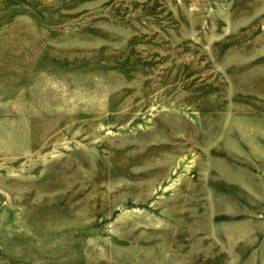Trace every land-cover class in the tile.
I'll return each mask as SVG.
<instances>
[{
  "label": "rangeland",
  "instance_id": "rangeland-1",
  "mask_svg": "<svg viewBox=\"0 0 264 264\" xmlns=\"http://www.w3.org/2000/svg\"><path fill=\"white\" fill-rule=\"evenodd\" d=\"M0 264H264V0H0Z\"/></svg>",
  "mask_w": 264,
  "mask_h": 264
}]
</instances>
